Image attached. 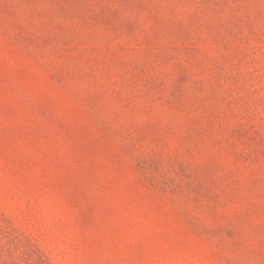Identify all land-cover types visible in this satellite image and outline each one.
<instances>
[{
	"label": "rangeland",
	"instance_id": "rangeland-1",
	"mask_svg": "<svg viewBox=\"0 0 264 264\" xmlns=\"http://www.w3.org/2000/svg\"><path fill=\"white\" fill-rule=\"evenodd\" d=\"M0 264H264V0H0Z\"/></svg>",
	"mask_w": 264,
	"mask_h": 264
}]
</instances>
